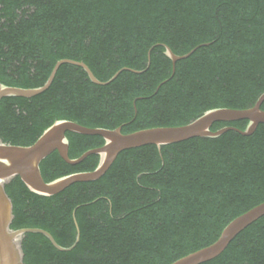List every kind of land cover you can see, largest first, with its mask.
Returning a JSON list of instances; mask_svg holds the SVG:
<instances>
[{
    "label": "trees",
    "instance_id": "16d2710c",
    "mask_svg": "<svg viewBox=\"0 0 264 264\" xmlns=\"http://www.w3.org/2000/svg\"><path fill=\"white\" fill-rule=\"evenodd\" d=\"M166 47L186 59L175 66ZM51 87L0 102V139L31 146L57 121L123 134L182 127L206 112L254 107L264 94V0H0V86ZM137 72H142L137 73ZM264 110V103L262 104ZM218 122L217 138L122 152L96 182L48 197L20 177L6 187L13 230L26 234L25 264H173L214 244L236 218L264 203V124ZM237 129V130H236ZM69 157L100 148L99 136L66 134ZM54 152L45 182L94 171ZM78 224L79 232L76 226ZM78 233L80 240L77 243ZM204 264H264V217Z\"/></svg>",
    "mask_w": 264,
    "mask_h": 264
},
{
    "label": "water",
    "instance_id": "95a60500",
    "mask_svg": "<svg viewBox=\"0 0 264 264\" xmlns=\"http://www.w3.org/2000/svg\"><path fill=\"white\" fill-rule=\"evenodd\" d=\"M166 55L175 64L188 57H180L166 47ZM64 64H71L83 68L90 80L100 86H106L116 79L119 72L108 82L99 81L90 68L82 63L72 60H62L57 63L53 73L44 87L36 89H23L17 87L0 86V102L4 98H33L47 91L59 70ZM142 73V72H137ZM264 94L259 98L256 105L246 110H235L228 108L214 109L182 127H160L137 131L131 134H123L122 128L115 130L104 128H89L78 123L61 120L48 128L38 141L31 146H15L6 144L0 139V264H25V252L23 248L26 234H41L46 236L56 249L61 252H70L71 248H63L57 244L53 236L42 229H19L13 230L12 225L15 219L14 205L7 194L6 187L15 178L20 177L29 190L37 195L52 197L64 192L66 189L77 183L96 182L103 178L110 170L117 157L124 151L145 147L149 145L162 146L182 143L194 138H217L231 128H225L213 132L212 126L218 122L248 121L249 125L243 136H251L259 125L264 124ZM67 133H75L84 136H99L105 141L103 147L93 149L82 157L72 160L69 157L70 142ZM54 152L69 165L76 166L82 163L87 157L97 155L100 162L97 168L91 172H83L62 177L50 183L45 182L42 172V162ZM264 217V203L253 208L242 216L233 220L222 232L220 238L212 245L192 253L173 264H204L219 257L230 245V243L246 228ZM78 232V224L76 223ZM80 240L78 233L77 243Z\"/></svg>",
    "mask_w": 264,
    "mask_h": 264
},
{
    "label": "flooded vegetation",
    "instance_id": "af4514ba",
    "mask_svg": "<svg viewBox=\"0 0 264 264\" xmlns=\"http://www.w3.org/2000/svg\"><path fill=\"white\" fill-rule=\"evenodd\" d=\"M104 145H105V143H104ZM104 145H103V146H104ZM103 146H102V147H103Z\"/></svg>",
    "mask_w": 264,
    "mask_h": 264
}]
</instances>
